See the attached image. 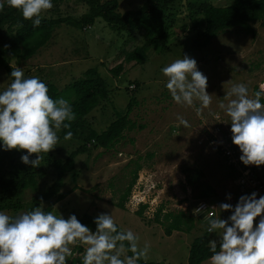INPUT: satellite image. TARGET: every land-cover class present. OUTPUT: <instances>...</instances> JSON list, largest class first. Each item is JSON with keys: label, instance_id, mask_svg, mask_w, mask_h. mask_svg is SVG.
<instances>
[{"label": "rangeland", "instance_id": "374dc122", "mask_svg": "<svg viewBox=\"0 0 264 264\" xmlns=\"http://www.w3.org/2000/svg\"><path fill=\"white\" fill-rule=\"evenodd\" d=\"M144 0H118V10L138 8ZM204 0H177L170 13L162 12L168 21L173 18L169 28L168 46L157 49L150 46L147 57L142 62L126 61L124 53L146 41L144 28L127 27L117 29L102 17H96L91 25L78 27L62 22L54 27L50 39L36 53L27 59L13 57L10 64L22 68L25 78L33 76L53 81L60 90V98L68 101L75 96L66 85L81 77L88 67H96L108 86V97L101 98L99 104L88 114V119L96 129H102L122 111L129 98L134 96L130 117L137 124L133 129H125L123 135L109 148L92 147L80 153L75 159L74 169L65 175L61 190L65 195L54 203L57 215L71 212L111 214L115 222L124 230H131L139 237V245H150L147 261L161 264H185L189 244L195 235L205 234L209 241L219 240V233H209L206 227L210 218L227 219L232 213L221 211V203L233 206L241 195L249 194L241 189L237 178L242 175L243 166L234 164L228 154L221 149L230 145L240 157L241 152L231 139V119L220 104L227 105L235 97H227L234 84H245L252 96L255 89L264 84V15L251 22L255 33L243 31L240 27L219 31L203 48L195 49L190 45L192 38L203 27L199 6ZM216 4H226L232 0H207ZM54 7L42 16L56 17L71 15L79 17L87 11L88 5L82 0H52ZM9 31L7 25L2 27ZM184 55L197 61L198 69L208 77L206 91L212 96L211 105L200 115L194 107L176 104L166 88L167 77L161 69ZM121 62L123 69L119 74L111 70ZM12 82L5 68L0 66V92ZM200 107L199 101H194ZM183 116L190 127L185 128L177 119ZM141 124V127L138 125ZM60 142L51 151L59 157L76 146V139L65 140L58 132ZM0 155V173L13 175L12 172L33 168L21 162L24 151H4ZM151 154V156H149ZM45 156L46 154H42ZM141 156L137 178L132 185L125 208L114 205L122 188L129 179V169ZM32 154L30 159H35ZM51 164V163H50ZM46 159L41 166L33 168L39 177V189L52 179V168ZM184 166L201 167L216 194L204 198L208 209H213V217L206 213H194L198 202L193 197L191 187L185 182L182 172ZM251 173L261 178L260 167H251ZM11 173V174H10ZM140 176L139 183L136 184ZM34 193L25 189L22 201L27 203ZM132 193L138 194L132 197ZM231 194V199L227 196ZM1 195V190H0ZM143 197L145 201H138ZM201 199V198H200ZM1 202V198H0ZM147 203L142 214L136 210L140 203ZM160 204L164 210H184L194 217V227L189 232L174 230L170 235L163 232L161 224L154 220V211ZM153 209H152V208ZM10 216L27 211L0 209ZM259 218H257L258 223ZM87 246H72L76 264H82ZM127 254V251L125 252ZM68 261V262H69ZM201 264H210V258Z\"/></svg>", "mask_w": 264, "mask_h": 264}, {"label": "clouds", "instance_id": "9594fccd", "mask_svg": "<svg viewBox=\"0 0 264 264\" xmlns=\"http://www.w3.org/2000/svg\"><path fill=\"white\" fill-rule=\"evenodd\" d=\"M6 3L20 11L24 20L32 21L33 27H39L43 13L54 7L52 0ZM4 7L0 2V11ZM11 68L14 79L0 92V142L4 151L26 150L21 162L37 168L42 154L58 146V132L70 129L76 115L68 100L50 97L47 84L39 77L25 78L22 68ZM161 71L176 104L194 107L197 115L211 105L212 96L206 91L208 77L194 58L184 55ZM226 96L235 97L227 105L221 103L220 108L231 119V139L241 152L240 161L245 166H264V84L252 96L245 84H234ZM194 101H199L200 107ZM177 119L185 128L190 127L183 116ZM73 135L69 130L64 139L71 140ZM32 154H37L35 159H30ZM257 196V192L241 195L235 206L221 203L219 209L232 214L227 219H209L207 231L219 233L218 241L208 242L210 264H264V195ZM203 210L201 206L193 211L198 214ZM93 223L95 231L75 214L64 218L39 206L15 217L0 211V264H68L72 246L77 244L87 246L82 264H138L149 258L150 245L140 247L138 235L120 230L111 214L100 213ZM126 251L132 255H125Z\"/></svg>", "mask_w": 264, "mask_h": 264}, {"label": "trees", "instance_id": "16d2710c", "mask_svg": "<svg viewBox=\"0 0 264 264\" xmlns=\"http://www.w3.org/2000/svg\"><path fill=\"white\" fill-rule=\"evenodd\" d=\"M82 1L88 5V9L79 17L71 15L42 16L40 26L33 27L32 21L24 20L20 11L7 5L6 0H0L5 4L3 11H0V66L5 68L7 74L10 76L11 67H13L9 62L10 58L27 59L32 56L50 39L54 27L62 22L86 27L91 25L96 17H102L118 30L127 27L144 28L146 41L126 51L124 53L126 61L142 62L146 59L150 46L157 49H164L168 46L169 28L172 26L173 18L167 21L162 12L168 11L170 13L177 0H144L138 8L127 9L124 12L118 10V0ZM199 10L202 14L203 27L190 42V45L195 49L203 48L219 31L228 28L238 26L243 31L254 34L255 29L251 22L263 17L264 0H232L226 4H216L204 0L199 6ZM5 24L9 28L8 32L2 30ZM122 69L123 64L121 62L111 68L114 74H119ZM10 78L14 79L11 76ZM40 79L47 84L50 97L58 100L60 95L58 86L53 81ZM67 87L75 93L69 103L76 119L71 122L70 129H61L60 133L64 136L67 131H72L73 139H76L78 143L64 157H59L52 152L44 156L43 160L46 159L49 164L51 163L52 179L42 189L38 188L39 177L42 174H38L33 168L27 167L14 171L12 172L13 175L0 173V209L26 208L27 211H30L39 206L44 207L45 211H51L57 215L54 211V203L65 195L61 188L65 183V175L74 169L77 155L89 151L90 146L109 148L123 135L125 129H133L137 126L130 117L133 104L136 102L134 96L129 98L122 111L115 112V116L104 128L98 130L92 126L88 114L99 104L101 98L108 97L109 91L106 80L96 67L86 68L83 75L67 84ZM257 90L259 89L256 88L255 91ZM138 126L141 127V124ZM0 150H3L2 142H0ZM4 154L5 152H0L1 156ZM140 158L139 155L136 159L126 163L127 166L131 163L130 161H134V165H131L129 169V179L113 203L120 208H125L132 185L137 178L138 170L141 168ZM260 170L261 178L264 180V166H260ZM182 172L185 175V182L191 187L194 198H209L216 194L215 188L201 167L184 166ZM26 188L34 191L27 203L22 201L21 197V193ZM147 205V203H140L136 212L141 215ZM71 214H75L80 222L95 231L96 226L93 220L97 215L89 212H71L68 215H63V217L68 218ZM153 218L161 224L166 235H170L174 230L189 232L195 224L191 214L181 209L164 210L162 204L155 209ZM117 226L120 230H124L118 224ZM208 242L209 239L205 234L195 235L189 244L185 264H201L203 260L210 258L212 253ZM125 244L127 246V242ZM127 254L132 255L128 251ZM75 260L74 258L71 259L68 264H76ZM138 264L161 263L159 261L141 260Z\"/></svg>", "mask_w": 264, "mask_h": 264}, {"label": "built area", "instance_id": "2783aa9c", "mask_svg": "<svg viewBox=\"0 0 264 264\" xmlns=\"http://www.w3.org/2000/svg\"><path fill=\"white\" fill-rule=\"evenodd\" d=\"M220 147L224 152L228 154L230 160L233 161L232 163L234 164L238 163L239 165L244 167L242 171L243 172L242 175H240V177L237 178V181L240 183L239 184L240 188L248 190L249 194H251L252 192H257L258 193L257 198H259V196L261 195H264V180L262 178H259L258 175L256 174L252 175L251 173L252 166H245L240 161L239 156L236 154V151L230 148V145L225 147L224 144H221ZM139 181H140V176L138 177L135 186L137 185V183H139ZM137 195L138 194L132 193V197H135ZM137 199H138L137 202L145 201L143 200V197H138ZM201 206H203L204 210L200 212V214L206 213L207 217H213V214H214L213 209H208V203L203 198L198 200L194 209H196L197 207H201ZM208 227L209 225L206 227V229H208Z\"/></svg>", "mask_w": 264, "mask_h": 264}, {"label": "crops", "instance_id": "0c3cea01", "mask_svg": "<svg viewBox=\"0 0 264 264\" xmlns=\"http://www.w3.org/2000/svg\"><path fill=\"white\" fill-rule=\"evenodd\" d=\"M200 198H196V200H199ZM204 199V198H203Z\"/></svg>", "mask_w": 264, "mask_h": 264}]
</instances>
